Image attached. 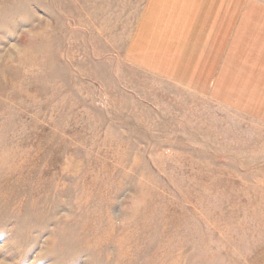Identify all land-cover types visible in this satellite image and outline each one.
I'll return each mask as SVG.
<instances>
[{"label":"rangeland","instance_id":"1","mask_svg":"<svg viewBox=\"0 0 264 264\" xmlns=\"http://www.w3.org/2000/svg\"><path fill=\"white\" fill-rule=\"evenodd\" d=\"M0 264H264V0H0Z\"/></svg>","mask_w":264,"mask_h":264}]
</instances>
